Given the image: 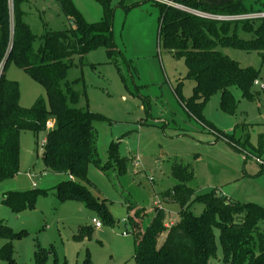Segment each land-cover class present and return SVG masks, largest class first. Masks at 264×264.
Masks as SVG:
<instances>
[{
  "label": "rangeland",
  "instance_id": "obj_1",
  "mask_svg": "<svg viewBox=\"0 0 264 264\" xmlns=\"http://www.w3.org/2000/svg\"><path fill=\"white\" fill-rule=\"evenodd\" d=\"M71 1L86 22L96 23L102 18L103 10L96 0ZM195 1L217 5L234 0ZM120 2L110 0L114 59L108 57L102 46L81 60L74 57L66 84L78 95L77 101L69 98L67 88L62 89L69 104L103 117L92 123L99 161L88 165L84 185L106 206L111 223L104 224L83 203L58 199L56 187L66 177L46 171L42 161L43 140L56 126L50 118L38 135L21 132L19 173L0 184V219L15 233L27 232L11 242L16 264H35L38 250L44 252L43 264H83L86 259L90 264H136L129 215L141 217L136 220L142 232L154 217L155 208L165 212L166 225L179 219L178 204L163 200V195L177 184L171 175L173 164L192 169L194 178L188 186L196 195L216 190L234 202L264 207V167L257 162L264 164V64L259 55L231 46H217L221 55L240 68L258 72L249 95L236 87L230 88L235 100L231 113L222 111L220 92L212 95L203 107L204 118L228 140L223 139L208 130L209 124H205L206 128L191 118L184 107V103L192 101L194 82L186 77L184 59L173 57L158 36L159 5L149 0H124L123 5L129 7L126 10ZM9 4L12 7L13 0ZM243 6L264 11V0H243ZM19 8L35 37L31 44L34 51L40 47L46 32L70 27L56 0H23ZM242 16L245 15L232 17ZM261 19L264 17L251 21L252 30L262 24ZM250 20L253 19L212 21H232L227 33L247 41L253 38V32L244 31L236 22ZM6 76L17 83L21 107L31 108L39 100L47 104L42 85L23 70L10 64ZM113 143H118L121 157L129 158L123 167L108 163V151ZM29 191L47 193L35 201L32 210L15 214L1 204L4 193ZM202 211V205L194 204L195 215ZM93 218L101 222L100 229L91 226ZM82 227L91 228L89 238L78 236ZM124 232L127 235L123 236ZM214 234L220 259L218 235ZM163 239L164 235L158 238V245ZM5 243L6 239L0 238V249ZM0 264L5 261L0 259Z\"/></svg>",
  "mask_w": 264,
  "mask_h": 264
},
{
  "label": "trees",
  "instance_id": "obj_2",
  "mask_svg": "<svg viewBox=\"0 0 264 264\" xmlns=\"http://www.w3.org/2000/svg\"><path fill=\"white\" fill-rule=\"evenodd\" d=\"M22 1L13 0L10 7L9 0H0V184L19 173L20 133L28 131L38 135L52 118L56 126L45 135L42 161L46 171L66 177L56 187L58 199L60 202L83 203L101 217L104 224H110L106 206L94 198L84 185L88 165L99 161L92 123L94 120H103V117L69 104L62 91L67 88L69 98L77 101L78 95L66 84V74L73 65L74 57L81 60L102 46L106 48L108 57L114 59L116 49L112 38L110 0H96L103 10L102 18L96 23L86 22L71 0H56L70 27L63 31L46 32L37 51L31 47L35 37L23 21V13L19 8ZM176 1L202 13L233 16L264 12L248 10L243 6V0L217 5L195 0ZM123 3L124 0H121V6L128 10L129 7ZM156 4L160 7L158 36L173 57L184 59L186 77L194 82L192 101L184 103V107L191 118L206 127L205 124L209 123L202 111L212 95L220 92L222 111L231 113L235 100L230 88L236 87L242 94L249 95L258 77L257 71L242 69L221 55L217 46L254 51L264 64V19L253 30L251 21L256 19L236 22L242 25L244 31L253 32L251 40L242 41L227 33L228 24L232 21L214 22ZM217 24H220L219 27ZM10 64L42 85L47 104L42 100L31 108H23L18 104L17 83L6 76ZM208 130L228 140L215 129ZM117 146L118 143L111 145L108 163L123 167L129 158L121 157ZM171 175L177 184L171 192L163 195V200L178 204L177 222L167 227L165 212L155 208L154 217L145 232H142L136 220L137 214L129 215L136 264H211L212 261L214 264H264V226L260 224L264 223V207L234 202L216 190L196 195L188 186L194 178L189 166L173 164ZM46 195L45 191L7 192L3 194L1 204L18 214L32 210L35 201ZM196 203L203 206L200 215L193 212ZM127 208L131 210L132 206L128 204ZM215 232L221 248L220 259L217 256ZM26 234L25 230L13 232L0 219V238L6 239L0 249V259L5 264H16L12 258L11 242ZM90 234L91 228L82 227L78 236L89 238ZM162 235L163 242L158 245V238ZM43 254V250L35 253V264H43ZM83 264H90V261L86 259Z\"/></svg>",
  "mask_w": 264,
  "mask_h": 264
},
{
  "label": "built area",
  "instance_id": "obj_3",
  "mask_svg": "<svg viewBox=\"0 0 264 264\" xmlns=\"http://www.w3.org/2000/svg\"><path fill=\"white\" fill-rule=\"evenodd\" d=\"M149 1L161 4V5L165 6V7L179 9V10L185 11L187 13H190L191 15L199 16V17H202V18H205V19H209V20H218V21L225 20V21H229V20H237V19H241V18L260 19V18L264 17V13H256L255 15L254 14H249V15H245V16H242V17H232V16H226V15H213V14L202 13L200 11L190 10V9L182 6L181 4H179L176 0H149ZM137 161H138V159L136 158V163H137ZM257 162L264 167V164L261 161H257ZM124 223H126V222L124 221ZM91 225L95 229H99V228L102 227L101 222L98 219H96V218L91 219ZM123 235L125 236V235H127V233L124 232Z\"/></svg>",
  "mask_w": 264,
  "mask_h": 264
},
{
  "label": "crops",
  "instance_id": "obj_4",
  "mask_svg": "<svg viewBox=\"0 0 264 264\" xmlns=\"http://www.w3.org/2000/svg\"><path fill=\"white\" fill-rule=\"evenodd\" d=\"M207 121V120H206ZM208 122V121H207ZM209 123V122H208ZM209 125L212 127V125L209 123ZM21 134V133H20ZM44 141V140H43ZM5 194V193H4ZM177 222V221H176ZM175 222H170L168 225H166L167 227L171 226L172 224H174ZM92 226V225H91ZM93 227V226H92ZM94 228V227H93ZM95 229V228H94ZM100 229V228H99ZM97 230V229H96ZM124 236V235H123Z\"/></svg>",
  "mask_w": 264,
  "mask_h": 264
}]
</instances>
